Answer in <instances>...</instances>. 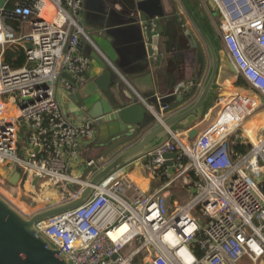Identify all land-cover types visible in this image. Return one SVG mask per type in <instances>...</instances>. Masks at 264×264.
<instances>
[{
    "label": "built area",
    "instance_id": "built-area-1",
    "mask_svg": "<svg viewBox=\"0 0 264 264\" xmlns=\"http://www.w3.org/2000/svg\"><path fill=\"white\" fill-rule=\"evenodd\" d=\"M210 1L221 49L246 83L221 99L229 121L218 116L192 139L169 131L142 164L151 180L163 181L155 189L112 173L80 205L36 220L34 229L71 264H264V123L251 120L264 113V0ZM79 3L0 5V175L7 181L17 172L12 185L55 187L69 199L80 189L68 184H85L71 166L94 133L91 120L69 121L56 98L58 87L75 91L61 74L78 83L88 65L77 52L79 42L91 44ZM8 47L22 49L21 66L4 63ZM186 88L178 83L175 92ZM178 180L190 193L181 205L165 190Z\"/></svg>",
    "mask_w": 264,
    "mask_h": 264
},
{
    "label": "crops",
    "instance_id": "crops-1",
    "mask_svg": "<svg viewBox=\"0 0 264 264\" xmlns=\"http://www.w3.org/2000/svg\"><path fill=\"white\" fill-rule=\"evenodd\" d=\"M80 1L82 13L78 14L81 26L91 44L83 42L78 45L77 52L88 58V65L82 73L78 86L75 85L74 92L80 95L84 107H90L95 102H99L103 116L97 120H91L94 127L93 138L80 143L78 159L71 166V173L78 177V167L81 163L97 156L113 140L129 135L142 121L145 113L140 99L150 101L151 97H167L171 92H175L178 83L184 86L190 85L198 67L196 48L191 45V39L194 40V44L204 58V68L199 85L208 70H205L208 66L205 45L178 0H134V11L126 8L125 3L128 0ZM192 1L194 3L196 0ZM186 2L188 3L187 0ZM188 5L195 13L196 4L188 3ZM141 7L146 8V12H143ZM141 13L148 19L149 17L156 19L160 29L157 36L153 37L156 41L152 46V61L147 55V39L143 25L133 18L134 15ZM198 13H200L198 17L204 16L214 29V23H217L214 15L204 8L203 10L198 9ZM218 53L220 64L216 77L218 73H221V68H226L227 60L222 49ZM231 74L230 84L233 87V84L237 83L238 76ZM241 81L245 83L243 79ZM242 87L244 86L235 89L239 90ZM72 93L65 94L58 87L56 98L65 114L69 113L66 114L69 121L78 124L87 119L72 115L70 108L65 107V103L69 102L67 97ZM149 93L152 95L150 96ZM75 104L81 109L78 102ZM217 104L219 105L218 112L212 120H209V117L216 103L210 104L202 111L204 112L202 118L194 124L198 133L214 123L218 116L220 123L229 121L230 116L221 109L220 103ZM254 117H251V120ZM258 118L260 120L254 119V121L262 126L264 119L260 116ZM174 131L183 130L175 129ZM100 161L102 159H99L98 163ZM139 162L136 160L126 164L114 173L118 174L123 171L141 188L155 189L156 187L153 189L149 187V183L155 179L151 180L149 175H143L146 169ZM2 173L6 176L4 171ZM11 174L7 176V181Z\"/></svg>",
    "mask_w": 264,
    "mask_h": 264
},
{
    "label": "water",
    "instance_id": "water-1",
    "mask_svg": "<svg viewBox=\"0 0 264 264\" xmlns=\"http://www.w3.org/2000/svg\"><path fill=\"white\" fill-rule=\"evenodd\" d=\"M2 1L0 0V5ZM178 2L205 45L209 68L201 85H199L201 76L196 73L191 79L188 88L182 90L179 94L171 92L167 97H151L150 101H145L149 109L143 105L144 118L129 135L113 140L97 156L86 160L90 161V164L83 162L78 167L79 178L80 180H85V184L73 198L45 207L29 217H25L0 196V264H71L45 236L34 229L33 223L36 220L71 210L80 205L101 180L126 164L138 159L143 164L145 162V154L165 141L169 131L181 129L185 131L186 137L189 139L198 133V129L194 124L202 118V110L208 96L217 90L215 82L220 64L218 52L221 48L216 41V35L208 20L204 16L198 18L186 0H178ZM125 5L128 10H135L134 0H128ZM141 8L143 12H146V8ZM78 13H82L81 1ZM133 18L143 25L144 35L147 39L146 51L152 61V46L155 45L156 41L153 37L157 36L160 31L158 21L156 19L153 20L151 17L149 19L146 18L142 13L134 15ZM194 43V40L191 39V45H194L197 51V46ZM24 46L26 49L30 48L28 43ZM200 54L201 59L200 56L199 58L197 57L200 64L199 69L201 64L203 69L204 58L201 52ZM226 68L229 72L234 73V68L228 60H226ZM61 75L78 86V83L65 73ZM149 95L151 96L152 93H149ZM67 99L69 102L65 103V107L70 108V113L78 118L82 119L85 117L87 120H97L103 116V110L99 102H95L90 107H84L77 92L72 93ZM76 102H78L81 109L76 107ZM66 114L69 113L67 112ZM156 116L160 117V121L156 119ZM123 144L129 145L117 151L108 162L98 165L99 159H103L107 154ZM164 156L172 158L174 155L173 153H166ZM165 164L169 166L170 161L166 160ZM169 170L171 171L170 168ZM16 176L17 172L13 173L8 178V182L13 183ZM35 182L36 178H33L31 185H34Z\"/></svg>",
    "mask_w": 264,
    "mask_h": 264
},
{
    "label": "rangeland",
    "instance_id": "rangeland-1",
    "mask_svg": "<svg viewBox=\"0 0 264 264\" xmlns=\"http://www.w3.org/2000/svg\"><path fill=\"white\" fill-rule=\"evenodd\" d=\"M189 4L193 5L194 3L196 4V10L195 13L197 15V17L199 16L198 14V9L203 10V8L205 10H207V12H211L212 15H214V17L217 19V14H216V10L213 6V4L211 3L210 0H196L194 3L192 0H187ZM201 17V16H200ZM199 18V17H198ZM219 43V42H217ZM223 50V49H222ZM223 53L225 54L224 50ZM197 57L201 59V54L200 51L197 50L196 51ZM205 54V52H204ZM205 56L207 57V54H205ZM219 56V53H218ZM208 60V58H207ZM199 61V60H198ZM199 63H198V67H197V75L201 76V72L203 71L202 69V64L200 66L199 69ZM208 65V66H207ZM207 67L205 70H207L209 68V61H207ZM204 68V67H203ZM202 69V71H201ZM208 71V70H207ZM207 71L204 75V78L207 74ZM232 77L231 72L227 71L226 68H221V73H218V76L216 77V82L215 84L217 85V90L212 94L209 95L206 103L203 107L207 109V107L213 103H217L216 99H220V105L221 103H223V101L221 100L222 98L224 99L225 97L228 98V96L230 95V93L232 94L233 92L231 90H236L235 88L240 87L242 84L240 83H234L233 87L230 84V78ZM218 108L219 105L216 104V107L211 111L210 113V117L209 120H212L214 118V116L217 114L218 112ZM202 110V111H203ZM204 113V112H203ZM259 114V115H258ZM256 115L260 116L262 119H264V114H260L257 113ZM253 118L254 119H259L258 116H256ZM260 120V119H259ZM129 144H123L121 146H119L117 149L113 150L112 152H110L109 154H107L102 161H100V163L98 165H102L106 162H108L113 156L114 154L118 151V149L124 148ZM0 172H1V168H0ZM143 175H147L148 176V172L147 170L145 172H143ZM256 180V178H253ZM163 181L157 180L155 179L153 182L149 183V187L150 189H153L154 187H158L161 185ZM82 183L80 184H68L67 187L73 190H77L80 189L82 187ZM24 188L22 185H12L9 184L1 175H0V196L6 200L10 205H12L16 210H18L21 214H23L25 217L28 216L27 214L34 211V210H40L42 208L48 207V206H52L58 203H61V200H68L69 194L68 192H62L59 194L60 189L59 188H55V187H42L41 186H36L33 188H28V185L25 184ZM70 189V190H71ZM66 190H68L66 188ZM165 190L168 191V193L170 194V196L172 197V199L176 202L177 205H181L183 204L187 199L190 198V193L188 192V190L185 188V186H183L181 184V182L178 180V182L176 183H171L169 186H167L165 188ZM123 252V251H121Z\"/></svg>",
    "mask_w": 264,
    "mask_h": 264
},
{
    "label": "trees",
    "instance_id": "trees-1",
    "mask_svg": "<svg viewBox=\"0 0 264 264\" xmlns=\"http://www.w3.org/2000/svg\"><path fill=\"white\" fill-rule=\"evenodd\" d=\"M3 61H4V63L8 64L9 67H11V68L19 67L23 64L24 53H23L21 48L8 47L4 51ZM236 82L242 84L241 86H245V83L242 82L241 78H239V77L236 80ZM237 147H240V146L237 145ZM263 189H264V187H263Z\"/></svg>",
    "mask_w": 264,
    "mask_h": 264
},
{
    "label": "flooded vegetation",
    "instance_id": "flooded-vegetation-1",
    "mask_svg": "<svg viewBox=\"0 0 264 264\" xmlns=\"http://www.w3.org/2000/svg\"><path fill=\"white\" fill-rule=\"evenodd\" d=\"M214 33H215V38H216V41L219 42V45H220V39H219V36L217 35L216 31H215V27L213 29ZM220 48H221V45H220Z\"/></svg>",
    "mask_w": 264,
    "mask_h": 264
},
{
    "label": "bare ground",
    "instance_id": "bare-ground-1",
    "mask_svg": "<svg viewBox=\"0 0 264 264\" xmlns=\"http://www.w3.org/2000/svg\"><path fill=\"white\" fill-rule=\"evenodd\" d=\"M245 92H248V93H249V91H248V90H245Z\"/></svg>",
    "mask_w": 264,
    "mask_h": 264
}]
</instances>
